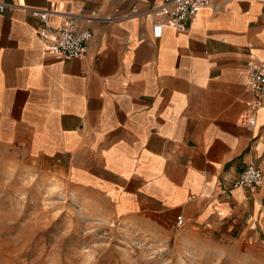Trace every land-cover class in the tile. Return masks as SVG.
Wrapping results in <instances>:
<instances>
[{
    "label": "crops",
    "instance_id": "1",
    "mask_svg": "<svg viewBox=\"0 0 264 264\" xmlns=\"http://www.w3.org/2000/svg\"><path fill=\"white\" fill-rule=\"evenodd\" d=\"M155 1L5 0L0 144L49 159L75 194L106 199L136 230L159 232L176 214L209 226L245 218L264 243V107L253 126L237 123L253 98L247 61L264 71V0H210L186 31L160 38L148 17L77 19L92 31L81 57L37 41L41 10L57 26L68 14H145ZM247 162L263 174L254 192L232 186Z\"/></svg>",
    "mask_w": 264,
    "mask_h": 264
},
{
    "label": "rangeland",
    "instance_id": "2",
    "mask_svg": "<svg viewBox=\"0 0 264 264\" xmlns=\"http://www.w3.org/2000/svg\"><path fill=\"white\" fill-rule=\"evenodd\" d=\"M52 166L0 144V264H264L258 221L136 230Z\"/></svg>",
    "mask_w": 264,
    "mask_h": 264
},
{
    "label": "built area",
    "instance_id": "3",
    "mask_svg": "<svg viewBox=\"0 0 264 264\" xmlns=\"http://www.w3.org/2000/svg\"><path fill=\"white\" fill-rule=\"evenodd\" d=\"M209 3L210 0H157L151 3L148 12L145 14H139L135 7H131L124 13L103 18L96 16V13H89L85 17L68 14L57 26L48 25L49 16L56 15V12L41 10V12L35 14L39 26L37 41H39L41 48L51 54H59L66 58L81 57L86 51L92 31L89 27L80 29L76 25L77 19H82L88 24L92 21L113 22L119 21V19H143L148 17L151 18V37L160 38L165 28L177 32L186 31L197 12L202 8L209 7ZM7 8L5 0H0V14L6 13ZM251 46L250 43L249 47ZM252 59L250 58L246 63L248 70L245 81L253 98L247 102L245 110L237 119V123L244 127L253 126L257 111L264 107V71L262 66L256 64ZM237 175L232 186L250 192H254L261 185L263 177L260 168L254 162H247ZM173 223L175 227L184 225L181 214L174 216Z\"/></svg>",
    "mask_w": 264,
    "mask_h": 264
}]
</instances>
